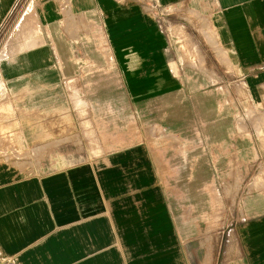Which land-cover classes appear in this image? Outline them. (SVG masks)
I'll use <instances>...</instances> for the list:
<instances>
[{"label": "crops", "instance_id": "1", "mask_svg": "<svg viewBox=\"0 0 264 264\" xmlns=\"http://www.w3.org/2000/svg\"><path fill=\"white\" fill-rule=\"evenodd\" d=\"M0 264H264V0H0Z\"/></svg>", "mask_w": 264, "mask_h": 264}, {"label": "rangeland", "instance_id": "2", "mask_svg": "<svg viewBox=\"0 0 264 264\" xmlns=\"http://www.w3.org/2000/svg\"><path fill=\"white\" fill-rule=\"evenodd\" d=\"M7 157L13 162H15L18 165V167L21 169V171L25 173L38 172L40 168L43 166L41 165L42 163L46 165L47 168L54 165V160L53 158H50V157L43 158L44 159L43 162L40 160V157H36V156L31 157L28 154H13ZM88 157L89 156H86V155L69 156L64 161L72 162V161H76L80 159H86ZM235 190L236 188L234 187H215L214 188V211H215L214 218L199 220V224L201 228L212 227L214 228L215 232L218 228H220L221 219L217 216L221 215V210L227 205V200L233 198ZM230 209L232 210V204L230 205ZM218 211H220V214H218ZM230 223H231L230 224L231 226L229 227V229H232L235 225L234 222H232V219L230 220ZM230 236H231V241H232L233 234L231 233Z\"/></svg>", "mask_w": 264, "mask_h": 264}]
</instances>
